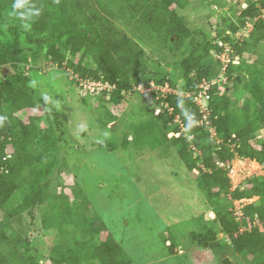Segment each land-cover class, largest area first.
<instances>
[{
	"label": "trees",
	"instance_id": "trees-1",
	"mask_svg": "<svg viewBox=\"0 0 264 264\" xmlns=\"http://www.w3.org/2000/svg\"><path fill=\"white\" fill-rule=\"evenodd\" d=\"M18 2L22 6L14 9ZM188 2L0 0V69H11L0 76V264H135L93 207L77 176L70 184L59 181L67 164L66 149L60 145L64 126L52 108L37 103L29 74L32 67L24 70L40 58L64 73L71 67L80 79L101 81L106 85L101 92L83 95L98 94L114 105L127 100L125 92L132 91L133 83L167 86L164 92L154 88L130 92L140 94L150 113L147 122L133 125V139L150 144L156 153L162 145L175 150L203 192L213 217L200 216L199 231L191 233L196 246L224 247L226 252L229 248L241 264H264V178L246 177L232 188L226 166L238 157L264 169V0H233L229 11L220 12L221 21L214 25L213 34L187 26L179 9ZM209 4L220 7L224 0ZM36 10L39 15H27ZM20 13L27 18L21 19ZM119 23L134 35L137 30L144 44L181 53L178 76L142 75L141 61L127 56L131 50L138 54L143 50L125 32L120 34ZM248 24V33L236 36ZM218 40L229 42L233 49L224 67V84L235 91L242 87L245 96L233 99L221 92L220 82L213 84L207 101L208 122L198 123L202 113L193 92L203 79L217 78L222 71L216 57L221 51ZM258 56L261 59L250 61ZM181 79L185 82L178 87ZM40 107L43 112L26 119L19 114ZM99 124L105 127L109 122L99 120ZM106 146L110 148L111 141ZM55 180L59 184L53 187ZM255 195L256 200L236 213L235 200ZM35 219L42 234L52 235L47 253L42 237H31ZM219 233L227 236L229 246L217 240ZM166 241L172 253L178 245L170 238Z\"/></svg>",
	"mask_w": 264,
	"mask_h": 264
},
{
	"label": "rangeland",
	"instance_id": "rangeland-1",
	"mask_svg": "<svg viewBox=\"0 0 264 264\" xmlns=\"http://www.w3.org/2000/svg\"><path fill=\"white\" fill-rule=\"evenodd\" d=\"M209 1L189 0L179 9L187 26L208 34L214 33V25L221 21L220 12L229 11L233 0H224L220 7L212 6ZM118 28L120 34L125 32L135 47L143 50L140 54L131 50L127 56L141 61L139 67L142 75L165 72L172 77L181 72L177 63L181 53L166 47L157 48L151 43L144 44L137 30L134 35L123 24L119 23ZM262 52L260 47L258 53ZM253 59L259 60L261 57H252L250 61ZM74 60L78 61L77 58ZM24 70H29L37 103L43 108H52L64 126L65 135L60 145L66 149L63 150L67 164L59 181L70 184L76 180L73 175L77 176V182L93 207L135 264H222L225 256L230 264H241L237 256L229 253V248L228 252L224 247L210 250L200 248L193 242L191 233L199 231L200 216L204 214L209 220L213 212L207 211L203 192L198 190L175 150L162 145L159 153H156L150 144L139 143L132 137L133 125L147 122L150 113L140 94L130 92L151 91L153 88L164 92L167 86L146 87L133 83L132 91L125 92L127 100L114 105L104 102L98 94L83 95L85 91L101 92L106 85L101 81L80 79L71 67L66 68L64 73V69L40 58L35 63H28ZM10 72L9 67H2L0 76ZM129 74L132 75V72ZM222 79L225 82L226 76ZM220 86L221 92H226L233 99L245 96L242 87L235 91L229 84L221 83ZM103 97L107 98L108 94H103ZM42 107L27 109L19 114L26 119L43 112ZM99 120L108 121L109 124L102 127ZM109 141L110 148L106 146ZM256 163L238 157L227 163L231 187L234 188L246 177L264 178V169ZM59 181L55 180L53 187ZM64 190L67 191V188ZM256 199L255 195L249 199L235 200L236 213L244 204ZM34 226L31 237H42L46 244L43 252L47 253L52 235L39 231L38 219L34 220ZM105 235L103 233L101 237L104 239ZM167 238L178 245L172 253L168 251L170 241L165 242ZM217 240L229 246V239L224 233H219Z\"/></svg>",
	"mask_w": 264,
	"mask_h": 264
},
{
	"label": "built area",
	"instance_id": "built-area-1",
	"mask_svg": "<svg viewBox=\"0 0 264 264\" xmlns=\"http://www.w3.org/2000/svg\"><path fill=\"white\" fill-rule=\"evenodd\" d=\"M261 17L264 18V10H262L261 12ZM250 28H251V25L248 24L244 30L237 32L236 36H241L242 34H246L245 32L246 31L248 32ZM217 44H218L219 49L221 50L219 53V58L222 63L221 73L218 75L217 78H213L211 80L203 79L198 85V90L193 92L194 94L193 98L196 104L200 106V112L202 113V118L198 121V123H201L203 120H206V122H208L207 121V115H208L207 101L210 97L209 89L211 88L213 84L217 82H222L224 67L226 63L229 61L230 54L233 51L231 44L227 41L218 40Z\"/></svg>",
	"mask_w": 264,
	"mask_h": 264
},
{
	"label": "clouds",
	"instance_id": "clouds-1",
	"mask_svg": "<svg viewBox=\"0 0 264 264\" xmlns=\"http://www.w3.org/2000/svg\"><path fill=\"white\" fill-rule=\"evenodd\" d=\"M22 5H21V3H16V4H14L13 5V7H14V9H18V8H20ZM28 16H33V15H39V11L38 10H36V11H34V12H29L28 14H27ZM20 17H21V19H26L27 17L25 16V14L24 13H20ZM24 27H28V24H25L24 25ZM216 56V55H215ZM217 58H219V55L218 56H216ZM220 59V58H219ZM221 62V61H220ZM221 73V72H220ZM219 73V74H220ZM218 74V75H219ZM223 76H225L224 74H223ZM218 77V76H217ZM220 83H224L223 81L222 82H220ZM238 214H241L240 212H238Z\"/></svg>",
	"mask_w": 264,
	"mask_h": 264
},
{
	"label": "water",
	"instance_id": "water-1",
	"mask_svg": "<svg viewBox=\"0 0 264 264\" xmlns=\"http://www.w3.org/2000/svg\"><path fill=\"white\" fill-rule=\"evenodd\" d=\"M185 82V79H181L179 84H178V87H181L183 85V83ZM221 263L222 264H230V260L227 256H225L222 260H221Z\"/></svg>",
	"mask_w": 264,
	"mask_h": 264
},
{
	"label": "bare ground",
	"instance_id": "bare-ground-1",
	"mask_svg": "<svg viewBox=\"0 0 264 264\" xmlns=\"http://www.w3.org/2000/svg\"><path fill=\"white\" fill-rule=\"evenodd\" d=\"M251 161H253V160H251ZM254 163H256L255 161H254ZM257 164V163H256Z\"/></svg>",
	"mask_w": 264,
	"mask_h": 264
}]
</instances>
